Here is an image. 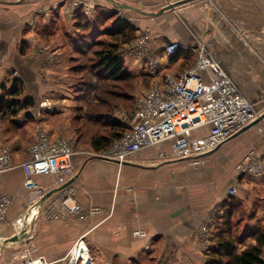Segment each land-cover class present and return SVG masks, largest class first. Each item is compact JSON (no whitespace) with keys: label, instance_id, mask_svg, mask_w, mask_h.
I'll return each instance as SVG.
<instances>
[{"label":"crops","instance_id":"1","mask_svg":"<svg viewBox=\"0 0 264 264\" xmlns=\"http://www.w3.org/2000/svg\"><path fill=\"white\" fill-rule=\"evenodd\" d=\"M63 1L0 0V94L2 84L10 87L17 79L22 90L18 98L33 103L14 115H0V155L9 158L8 168L0 169V193L13 195L20 189L23 171L18 165L29 158L38 130L44 129L53 138L74 141L71 163L81 205L80 214L66 219L47 217L45 205H40L27 224V237L14 246L34 249L51 264H62L76 241L87 247L93 264H204L232 197L254 212L243 228L264 227V118L197 164L159 160L153 147L121 164L91 154L88 137L77 133L70 121L78 95L70 67L81 31L75 27L78 10L65 12ZM116 1L156 12L178 0ZM136 13L143 16L136 17L139 27L152 30V52L171 41L202 47L220 62L259 115L264 113V0H193L157 16ZM196 57V52L179 48L162 71L177 75ZM126 67L155 77L135 62ZM43 100L52 108L34 117ZM251 150L262 164V176L238 177L236 165ZM236 179L237 193L230 196L228 189ZM36 181L53 191L45 202L57 198L60 189L53 176H38ZM27 203L24 195L15 197L0 225V241L15 233L11 221ZM203 224L207 232L202 240L198 233ZM139 230L143 236L135 235ZM5 247L0 245V264H15Z\"/></svg>","mask_w":264,"mask_h":264},{"label":"built area","instance_id":"2","mask_svg":"<svg viewBox=\"0 0 264 264\" xmlns=\"http://www.w3.org/2000/svg\"><path fill=\"white\" fill-rule=\"evenodd\" d=\"M62 5L65 12L81 10L91 18L98 2L64 0ZM53 6L57 7V4ZM49 11L44 14L48 15ZM151 38L152 30L145 27L141 32L138 30L130 42L120 46L119 55L125 64L135 62L141 70L155 77L145 91L134 96L131 108L115 112L116 118L125 126L121 136L107 149L91 154L121 164L139 151L153 147L157 150L159 160L187 159L190 163L197 164L203 155L213 151L254 121L259 112L238 89L220 62L205 53L202 47L171 41L152 52ZM179 48L196 52L195 63L177 75L164 73V64L168 63ZM49 108H52V104L43 100L32 115L40 117L42 110ZM74 153V141L53 138L48 131L39 129L29 148V158L18 165L23 171L20 189L13 195L0 193V225L4 223L7 210L18 194L24 195L28 203L26 209L11 221L15 233L24 227L20 224L25 213L36 204L37 209L44 204V213L53 219H66L69 215L80 214L78 188L75 179L71 181L75 177L71 163ZM257 159L255 151H249L236 165L238 177L262 176L263 167ZM8 161L7 153L0 155V169L8 168ZM38 176H53L56 186L65 185L59 190L57 198L45 202L46 198L42 204H38L41 196L47 192L36 181ZM238 187L239 180L236 179L228 189V194L236 195ZM206 232L207 224H203L199 229V239L203 240ZM135 235L143 236L144 232L139 230ZM15 264L51 263L42 256L35 255L34 249L25 248ZM62 264L93 263L87 247L76 241Z\"/></svg>","mask_w":264,"mask_h":264},{"label":"trees","instance_id":"3","mask_svg":"<svg viewBox=\"0 0 264 264\" xmlns=\"http://www.w3.org/2000/svg\"><path fill=\"white\" fill-rule=\"evenodd\" d=\"M103 11H96L88 18L81 10L76 14L75 27L79 29L80 43L77 55L72 59L70 72L76 77L77 105L74 119L77 133L88 137L94 152L107 149L115 139H118L125 126L116 118L114 113L119 104L131 108L133 97L128 93L125 85L134 77L119 55L121 45L130 42L134 35V27L125 19L117 16L116 12L109 15ZM110 19V24H106ZM103 31L107 39H99ZM22 93L17 79H13L10 87L2 84L0 94V115H14L21 108L32 106L30 99L20 100ZM131 104V105H130ZM246 212L234 222L235 226L254 216L248 212L241 201L232 197L228 207L220 216L215 233V242L208 249V258L204 264H264V227L251 230L241 229V235L232 226L235 212Z\"/></svg>","mask_w":264,"mask_h":264},{"label":"rangeland","instance_id":"4","mask_svg":"<svg viewBox=\"0 0 264 264\" xmlns=\"http://www.w3.org/2000/svg\"><path fill=\"white\" fill-rule=\"evenodd\" d=\"M94 1L96 3L98 2V5L95 8V13H96V11L104 9V10H101V11L104 12L102 17H105V15H106L105 13H107V15H109L111 12H113V13L116 12L117 16L119 18L125 19L126 21L129 22L130 25H132L134 27V29H135V31L133 33L134 37L136 36L138 30L140 32L142 31L143 28L139 27L140 20L136 19V17H143L142 15L137 14L136 12H134L132 10H129V9H124V8L123 9H116L111 4L106 2L105 0H94ZM135 6H137L139 8H142V9L146 8V7H144L143 5H140V4H137ZM99 7H101V9ZM95 13H94V15H95ZM110 22H111L110 19H108L106 21V24H104L103 26H100L99 28L101 29L102 27L108 26L110 24ZM135 25H137V26H135ZM96 34H98V35L100 34V36H98L99 39H107V37L104 35L103 31H101V30H100L99 33H96ZM125 65L127 66V64H125ZM130 73H132V72H130ZM132 74L134 75V77L131 78L132 80H131V82L129 84L125 85V88H127L128 93H130V95L134 99L135 95H138L139 93L145 91L149 87V85H150V83H151L153 78L151 76L148 77V75H146V74H140V73H132ZM76 101H77V99H76ZM121 109L122 110H128L129 108L123 107L122 105L119 104L118 106H116L114 113L117 110H121ZM257 111L259 112V110H257ZM70 121L72 122L74 127L77 126L78 123H80L79 120H78V123L75 121L74 116L71 118ZM246 214H247L246 212H239V211H238V213L235 212L234 218L231 220L233 228L235 230H238L237 233H236L237 235H239L241 233V229H242L243 225L246 223V219H245V217H243L244 219L241 218V222L238 223L236 226L234 225L235 224L234 222L236 221V219H238V217L246 216ZM3 241H4V239H2L0 241V245H6L4 250L7 251L9 254H11V257L14 260H17L18 257L25 252V248L26 247L23 248V247H20V246H14V245H17V244H15L16 242L4 243Z\"/></svg>","mask_w":264,"mask_h":264},{"label":"water","instance_id":"5","mask_svg":"<svg viewBox=\"0 0 264 264\" xmlns=\"http://www.w3.org/2000/svg\"><path fill=\"white\" fill-rule=\"evenodd\" d=\"M106 2H108L109 4H111L114 8L116 9H129V10H133V11H136L138 13H141L143 15H147V16H157L159 14H161L162 12H164L165 10H168V9H172L178 5H182V4H185V3H188L190 1H193V0H178V1H175V2H172L170 4H167L165 6H163L162 8H160L158 11L156 12H146V11H143L141 9H139L138 7H135L133 5H130V4H127V3H123V2H118L116 0H105ZM264 118V113H262L261 115H259L254 121H252L249 125H246L245 127H243L241 130H239L236 134L233 135L236 136L238 135L239 133L245 131L246 129H248L249 127H251L252 125L258 123L261 119ZM215 150V149H214ZM213 150V151H214ZM212 151L208 152V153H211ZM95 157H99V158H104V157H101V156H98V155H95ZM76 178V176L71 180L73 181L74 179ZM69 181V182H71ZM68 182V183H69ZM67 184V183H66ZM65 185L59 187V189H61L62 187H64ZM53 193V191H47L44 195L41 196V198L39 199L38 201V204H42V202L48 198L51 194ZM27 234H28V231H27V228H26V225L21 228L19 230V232L17 233H13L11 236L7 237L4 239V243H12V242H17V241H21L23 239H25L27 237Z\"/></svg>","mask_w":264,"mask_h":264},{"label":"bare ground","instance_id":"6","mask_svg":"<svg viewBox=\"0 0 264 264\" xmlns=\"http://www.w3.org/2000/svg\"><path fill=\"white\" fill-rule=\"evenodd\" d=\"M37 208H38V205L36 204L27 210V212L25 213L24 219L22 221V224H20V226L26 225V227H27V224H29V222L32 220L35 212L37 211ZM24 221H25V223H24Z\"/></svg>","mask_w":264,"mask_h":264}]
</instances>
